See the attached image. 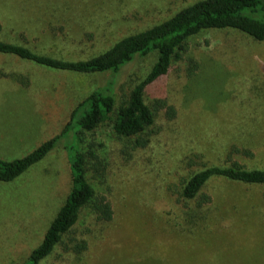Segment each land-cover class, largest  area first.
I'll list each match as a JSON object with an SVG mask.
<instances>
[{
	"label": "rangeland",
	"instance_id": "374dc122",
	"mask_svg": "<svg viewBox=\"0 0 264 264\" xmlns=\"http://www.w3.org/2000/svg\"><path fill=\"white\" fill-rule=\"evenodd\" d=\"M195 1L0 0V18L6 33L37 51L64 54L85 46L90 53ZM89 10L93 25L86 30L93 36L81 41L86 17L74 16ZM189 58L198 63L193 76L187 75ZM13 61L0 55V158L5 160L60 133L78 101L100 83L94 76L33 63L14 68ZM149 65L145 57L122 72L126 91ZM157 91L177 116L168 119L161 110L145 148L128 149L107 126L95 132L108 167L91 181L110 199L113 220L97 231L85 208L74 234L88 239L87 249L76 255L60 248L40 264H264V184L211 180L207 216L194 227L182 223L178 199L182 179L205 164L238 160L264 168V40L235 28L204 30L188 39V51L173 62ZM234 147L253 155L233 152ZM71 184L62 142L14 180L0 182V264L27 259Z\"/></svg>",
	"mask_w": 264,
	"mask_h": 264
},
{
	"label": "trees",
	"instance_id": "16d2710c",
	"mask_svg": "<svg viewBox=\"0 0 264 264\" xmlns=\"http://www.w3.org/2000/svg\"><path fill=\"white\" fill-rule=\"evenodd\" d=\"M64 8L68 10L70 5L66 2ZM92 12L89 10L86 16H74L77 19L86 17L87 23H80L83 31L93 25L90 17ZM62 16L66 20L70 19L68 16L71 17L66 11ZM153 22L102 50L89 53V47L84 46L74 52L72 49L64 54H53L37 51L17 41L15 34L4 31L0 18V55L13 56L15 61L12 63L15 66L12 67L33 63L50 69L94 76L100 80L78 101L60 133L22 157L12 160L0 158V182L12 181L62 142L71 168L72 184L65 202L41 242L21 264H40L60 248L76 255H81L87 249L88 239L74 234L83 210L89 209L90 226L97 231L114 218L110 199L98 192L91 181L104 176L108 167V160L100 152L103 141L95 136L97 128L110 127L128 149L148 146L156 133L154 126L158 113L164 110L168 119L177 116L176 107L157 91V85L169 74L173 62L188 51V39L207 29L235 28L257 40H264V0H196L171 17L155 24ZM86 31L88 33L84 32L81 41L92 38L93 33ZM145 57L150 59L148 70L138 76L126 91L125 83L120 82L122 72ZM197 68L198 63L189 58L187 75L193 76ZM11 74L18 75L16 72ZM233 152L253 155L251 150L238 147H234ZM215 178L264 184V168H249L238 160H231L226 164H205L185 176L178 198L184 225L194 227L199 219L207 216L206 209L212 202L209 185Z\"/></svg>",
	"mask_w": 264,
	"mask_h": 264
}]
</instances>
